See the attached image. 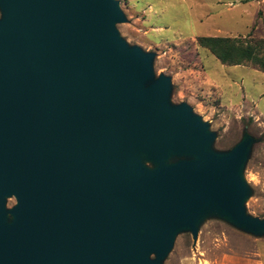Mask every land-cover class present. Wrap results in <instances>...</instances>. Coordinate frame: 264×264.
<instances>
[{"label": "water", "instance_id": "1", "mask_svg": "<svg viewBox=\"0 0 264 264\" xmlns=\"http://www.w3.org/2000/svg\"><path fill=\"white\" fill-rule=\"evenodd\" d=\"M0 13V264H159L176 230L195 236L202 201L264 228L237 174L252 139L204 153L214 137L188 106H165L170 81L125 50L115 1L0 0ZM137 150L194 159L147 172Z\"/></svg>", "mask_w": 264, "mask_h": 264}, {"label": "rangeland", "instance_id": "2", "mask_svg": "<svg viewBox=\"0 0 264 264\" xmlns=\"http://www.w3.org/2000/svg\"><path fill=\"white\" fill-rule=\"evenodd\" d=\"M124 21L114 28L125 50L151 54L153 80L170 81L168 108L184 104L214 138L204 153L223 155L247 136L252 144L237 170L242 208L264 220V74L250 65L225 66L199 47L198 37L264 39V0H113ZM1 19V13H0ZM151 81H145L143 88ZM132 157L147 172L193 160L173 151L154 161L137 150ZM201 202V201H200ZM208 202V201H207ZM206 202V203H207ZM200 203L195 236L178 229L159 264H264V228L233 222L222 210ZM17 202L5 196L1 220L13 222ZM155 260V255H149Z\"/></svg>", "mask_w": 264, "mask_h": 264}, {"label": "trees", "instance_id": "3", "mask_svg": "<svg viewBox=\"0 0 264 264\" xmlns=\"http://www.w3.org/2000/svg\"><path fill=\"white\" fill-rule=\"evenodd\" d=\"M196 43L225 66L250 65L264 74V39L198 37Z\"/></svg>", "mask_w": 264, "mask_h": 264}]
</instances>
